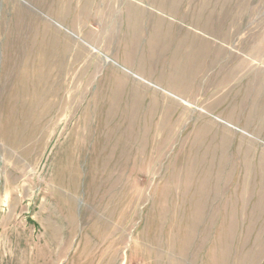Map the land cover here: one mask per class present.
I'll use <instances>...</instances> for the list:
<instances>
[{
    "label": "rangeland",
    "instance_id": "1",
    "mask_svg": "<svg viewBox=\"0 0 264 264\" xmlns=\"http://www.w3.org/2000/svg\"><path fill=\"white\" fill-rule=\"evenodd\" d=\"M0 264H264V0H0Z\"/></svg>",
    "mask_w": 264,
    "mask_h": 264
},
{
    "label": "bare ground",
    "instance_id": "2",
    "mask_svg": "<svg viewBox=\"0 0 264 264\" xmlns=\"http://www.w3.org/2000/svg\"><path fill=\"white\" fill-rule=\"evenodd\" d=\"M42 42L43 41H40L37 48H38L39 53L40 52H41V54L43 53L44 56H42V57L40 56L39 58H36V60H35V57H34L35 55H33L31 49H28L26 51H23L22 61H20L18 63L15 62V63H13V65H12V63L8 64V61H7L5 64V67H4V74H3L4 80L3 81H5L7 83L6 87H7V92L9 93V95L7 97L11 101H13V100L19 101V103L21 104L20 105L21 111L19 110V112H20V115L23 114L21 117L24 119V121H26L27 115H30L31 113H33L32 111L36 107H39L41 105V103H42V106H41L42 109L39 111L41 113H43L42 111H44L43 101H44L45 94L47 93V91L45 90L46 83H47V76H46L47 73H45V68H46V58H45V48H44L45 45L44 44L42 45ZM49 43H51V41ZM49 48H51V47H49ZM47 85H48V83H47ZM44 107L46 108V106H44ZM39 109H40V107H39ZM47 110H48V108H47ZM22 124H24V123H22ZM30 126H31V124H30ZM20 127H21V125H20ZM31 131H33V130H31ZM96 131H97V129H96ZM29 133L31 134L32 132H28V134ZM24 137L25 138H23L21 140H27V138L30 139V136H28V137L24 136ZM14 138H15L13 140L14 142L19 141L17 135H15ZM31 138H32V136H31ZM96 145H97V143H96Z\"/></svg>",
    "mask_w": 264,
    "mask_h": 264
}]
</instances>
